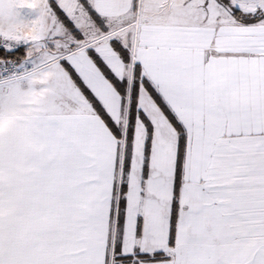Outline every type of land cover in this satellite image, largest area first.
<instances>
[{"label":"snow or ice","instance_id":"1","mask_svg":"<svg viewBox=\"0 0 264 264\" xmlns=\"http://www.w3.org/2000/svg\"><path fill=\"white\" fill-rule=\"evenodd\" d=\"M0 264H264V0H0Z\"/></svg>","mask_w":264,"mask_h":264}]
</instances>
